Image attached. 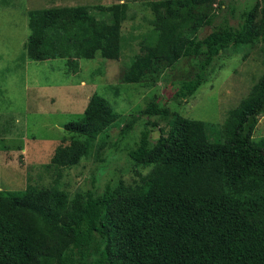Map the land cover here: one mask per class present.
<instances>
[{"label": "trees", "instance_id": "trees-1", "mask_svg": "<svg viewBox=\"0 0 264 264\" xmlns=\"http://www.w3.org/2000/svg\"><path fill=\"white\" fill-rule=\"evenodd\" d=\"M211 1L147 2L154 28L123 80L138 83L182 57L197 59L198 72L173 95L182 100L206 82L224 49L259 43L264 52V0L244 8L236 26L227 19L216 23ZM224 6L235 16L231 2ZM128 9L127 2L31 9L20 58H64L74 69L80 58L97 54L119 59ZM205 26L212 31L200 38ZM262 114L264 70L215 138L212 124L152 100L141 112L139 139L128 149L129 158L150 166L149 172L134 185L118 180L103 192L89 189L70 198L58 182L61 171L89 157L120 116L93 95L84 113L64 124L72 140L64 139L47 163L58 168L55 183L0 189V264H264V137L253 138ZM169 117L168 133L152 137V127ZM135 122L131 115L120 134L129 135Z\"/></svg>", "mask_w": 264, "mask_h": 264}, {"label": "rangeland", "instance_id": "rangeland-1", "mask_svg": "<svg viewBox=\"0 0 264 264\" xmlns=\"http://www.w3.org/2000/svg\"><path fill=\"white\" fill-rule=\"evenodd\" d=\"M154 0H0V189L23 191L28 184L49 186L59 177L58 168L47 167L56 147L72 140L64 124L79 118L89 100L104 97L120 116L117 124L100 134L91 155L79 164L64 168L58 182L70 198L89 189L103 192L106 184L123 180L140 182L150 166L136 164L128 149L138 141L145 117L141 112L152 100L166 103L172 112L212 124V138L224 124L229 111L248 95L264 70L261 44L231 46L222 51L197 92L182 100L173 95L184 79L198 72V61L182 57L162 72H147L141 82L127 83L124 71L153 31ZM253 0H212L216 23L238 25L240 14ZM127 2L128 18L123 22V46L119 59H79V67L69 66L64 58L36 61L21 60L30 35L28 11L35 8L74 5H110ZM236 7L235 16L225 4ZM99 18L104 15L92 11ZM211 26L200 29L203 38ZM131 115L135 128L123 137L121 128ZM170 117L159 119L152 137L167 134ZM163 131H162V130ZM211 129V131H212ZM215 129V131H214ZM264 137V114L259 117L253 138Z\"/></svg>", "mask_w": 264, "mask_h": 264}]
</instances>
